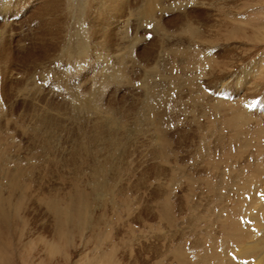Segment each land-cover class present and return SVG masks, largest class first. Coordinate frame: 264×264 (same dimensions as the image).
<instances>
[{"label": "rangeland", "instance_id": "rangeland-1", "mask_svg": "<svg viewBox=\"0 0 264 264\" xmlns=\"http://www.w3.org/2000/svg\"><path fill=\"white\" fill-rule=\"evenodd\" d=\"M48 1L0 0V159L37 200L96 169L101 232L54 242L33 201L0 264H264V0H157L148 18L153 0Z\"/></svg>", "mask_w": 264, "mask_h": 264}, {"label": "bare ground", "instance_id": "bare-ground-1", "mask_svg": "<svg viewBox=\"0 0 264 264\" xmlns=\"http://www.w3.org/2000/svg\"><path fill=\"white\" fill-rule=\"evenodd\" d=\"M57 1H59V0H57ZM153 1L154 2L150 1V4L146 5L145 6L146 8L144 10H142L144 18H148V16L151 14V12L153 10V6L157 4V0H153ZM43 9L47 12L50 9L51 13H53L56 11V5H55L54 1L51 0V1L47 2V4L45 5L44 8L42 7V10ZM61 13H62V11H61ZM191 34H192V37H194L195 35H198L196 31H192ZM200 102H201V99H199V98H196L193 100L194 106L198 105ZM235 108L236 107L231 105V108H228V109L231 110V112H232V111H235ZM212 109L214 111L218 110L217 106H212ZM229 113H230V111H229ZM238 119H240V117L238 115L235 116L234 112H233V115H230V117L224 123L225 129L226 128L233 129L232 128V124H233V126L237 127L238 130L239 129L242 130L243 124L240 123L241 120H238ZM235 124H237V125H235ZM199 127H200V131H201L202 130L201 126H199ZM233 133H232V135H233ZM212 135L213 136H211V137H214V134H212ZM155 137H156L157 144L159 146V150H158L159 152H157V151H155V152H157L158 158L161 160V162L166 164V162H168V158L166 157L165 153H167L166 150L168 147V143H167V141H165L163 139L162 132H159V131L156 132ZM207 137H209V136H207ZM218 137L219 136L217 135L216 138H218ZM240 137H241V132L235 133L233 135V139H236V140ZM220 138H221V136H220ZM217 141L219 142V140H217ZM156 150H157V148H156ZM94 171H95L94 172L95 174H93L91 176V178L92 177L93 178H92L91 183L89 184V187L85 186L86 188H81L78 185H74V186H72V188L69 189V192L67 194L61 195L59 193H54V194L48 195L44 198L42 197V198H40V200L39 199L37 200V199H33V197L31 196L30 174L27 173V169L18 165V167L16 169H14V170L11 169L10 171H8V168H4L2 166L1 159H0V263H2L4 261L6 255L8 253L7 251L10 250V247L11 248L13 247L15 250L16 249L18 250L22 246V244H23L22 240H23V236H24L23 232H24L26 223L24 220H22V218L20 217V214L24 210V207L28 204H31L33 201L35 203L39 204L40 206L44 207V210H45L47 217L51 220V224L49 225V228L48 227L46 229L43 228L42 230H44V231L47 230L48 235L52 241L61 242L66 238H70L69 240L71 242H69V245H71L73 243L74 238L80 237V235L85 231L89 232V238L93 239V237H97L98 233L101 232L100 226L102 225V221H101L102 219L98 218V220H95V222H93L90 219V217L88 216V211L94 202L93 199H94L95 194L102 191L104 188H106V186H103L104 184H102L104 175L102 177H100L101 174L99 175L96 169ZM171 171H174V172L178 171L180 173V171H182V170L180 169V167L175 165L174 167H172ZM98 177H100V181H95L96 179H98ZM22 180H26V182H28V183L22 184ZM88 182H89V180H88ZM88 182H87V184H88ZM88 188H90V191H86ZM157 210H158V218H159V220H161L165 223L164 225L170 226V225H174V223H176L175 222L176 216L174 217L172 215L173 214L172 208L169 205V203L168 204L164 203V205H161V206L158 205ZM226 220H228V219H226ZM232 228H234V227H232ZM239 231L240 230H238V232ZM231 235H232V233H231ZM167 238H168V240H170V239L172 240L173 235H170ZM245 238L247 239L246 235H245ZM261 238L262 237H260V239ZM157 240H159V239L157 238ZM39 242H40L39 245L44 244L42 240H38V242H36V243L38 244ZM259 243L260 242H258V244ZM254 245H257V244H254ZM260 245H263V246H259V247L257 246L255 248L254 252L256 250L261 251L260 254L262 257V255H264V244L260 243ZM242 246H243V244H242ZM43 247H47V246H43ZM261 247H263V248H261ZM199 249H202V248L200 247ZM241 252H242V255H244V257H249L250 254L254 253L252 251L251 247L250 248L246 247ZM177 256H178V253H177ZM174 259H175L176 264H181V261L177 260L176 258H174ZM202 261L203 260H199L198 263H201ZM158 264H164V263H162V261L160 260ZM185 264H187L186 261H185ZM231 264H233V263H231Z\"/></svg>", "mask_w": 264, "mask_h": 264}]
</instances>
